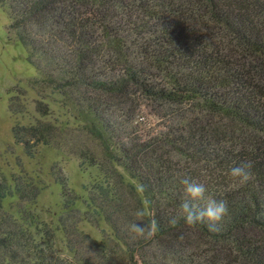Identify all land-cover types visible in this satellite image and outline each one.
Listing matches in <instances>:
<instances>
[{
  "label": "trees",
  "instance_id": "1",
  "mask_svg": "<svg viewBox=\"0 0 264 264\" xmlns=\"http://www.w3.org/2000/svg\"><path fill=\"white\" fill-rule=\"evenodd\" d=\"M0 6L40 75L34 86L59 97L84 125L125 189L99 183L90 191L87 206L111 234L86 246L78 236V201L55 169L63 213L74 222L63 217L42 230L46 243L65 235L75 264H264V0H0ZM155 106L192 116L175 123L158 113L161 128L147 129L139 113ZM51 131L17 126L14 135L33 155ZM242 161L252 165L244 185L228 175ZM184 177L226 202L219 231L182 218L168 223L180 215ZM13 197L18 213L5 209ZM39 197L40 189L22 178L13 190L0 180V255L7 264H62L61 250L48 245L47 252L19 223L27 217L23 206ZM152 218L159 230L151 238L131 233L132 223Z\"/></svg>",
  "mask_w": 264,
  "mask_h": 264
},
{
  "label": "rangeland",
  "instance_id": "2",
  "mask_svg": "<svg viewBox=\"0 0 264 264\" xmlns=\"http://www.w3.org/2000/svg\"><path fill=\"white\" fill-rule=\"evenodd\" d=\"M10 24L8 11L0 6V180L12 190L17 178L31 182L40 189L37 203L23 206L28 218L19 223L31 230L36 244L40 243L47 252L51 251L47 249L48 245H52L56 251L61 250L62 264H75L77 261L69 253L71 249L67 248L65 235L59 232L54 244L46 243L47 237L42 231L49 227L56 228L63 217L70 223L74 222L73 214L63 213V189L54 177V170L60 171V175L67 179L68 190L78 201L75 205L78 210L75 212L79 223L78 236L89 243L86 246L100 244L111 234L108 224L93 216L87 206L90 191L99 183L110 184L116 192L125 193V189L119 183V171L105 161L99 142L84 125L71 117L60 104L59 97L34 86V81L40 75L26 61L27 50L10 32ZM176 108L147 107L139 113L140 122L147 129L158 130L161 128L160 121H163L157 117L158 113L167 115L168 120L175 123L192 116V112H182ZM17 126L50 127L53 134L47 137L46 143L37 145L33 155H30L15 140L14 128ZM18 204L16 197L9 198L5 202V209L9 212L15 209L18 213ZM78 236L77 247L80 246ZM7 263V259L0 255V264Z\"/></svg>",
  "mask_w": 264,
  "mask_h": 264
},
{
  "label": "clouds",
  "instance_id": "3",
  "mask_svg": "<svg viewBox=\"0 0 264 264\" xmlns=\"http://www.w3.org/2000/svg\"><path fill=\"white\" fill-rule=\"evenodd\" d=\"M251 163L242 161L231 167L228 171L229 177L238 181L240 185L246 184L251 179ZM183 185V196L180 203V215L173 216L168 223L175 226L182 218L186 225L193 227L197 224H205L209 232L219 231L220 222L228 214L227 204L224 200H216L206 196V187L191 177L180 180ZM140 190H143L141 186ZM135 215L138 218L144 216V212L138 210ZM159 230V223L152 218L149 223L134 222L130 225V231L136 237L149 239Z\"/></svg>",
  "mask_w": 264,
  "mask_h": 264
}]
</instances>
